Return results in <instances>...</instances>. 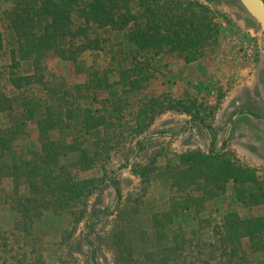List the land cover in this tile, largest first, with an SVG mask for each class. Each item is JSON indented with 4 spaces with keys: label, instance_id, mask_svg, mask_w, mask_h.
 Wrapping results in <instances>:
<instances>
[{
    "label": "trees",
    "instance_id": "obj_1",
    "mask_svg": "<svg viewBox=\"0 0 264 264\" xmlns=\"http://www.w3.org/2000/svg\"><path fill=\"white\" fill-rule=\"evenodd\" d=\"M23 1H16L7 13L8 33L0 24V113L9 121L0 128V187L2 178L11 175L16 190L10 196L1 194L0 209H10L5 222L13 220L18 230L31 229L32 217L40 216L33 215L15 195L23 177L33 186L41 184L45 195H54L53 199H61L63 193L76 195L78 201L82 197V215L88 214L89 201L100 186H113L121 206L125 194L111 174L112 161L119 154L129 161L138 151L132 169L140 179L141 193L135 197L150 203L151 214L155 210L151 215L155 228L150 234L143 229L150 249L143 251L144 258L137 264H155L152 259H162V264H242L241 244L246 236L256 250L264 251V216L243 217L236 208L225 212L221 220L201 215L202 207L226 194L231 182L239 203L264 204V178L255 168L232 161L229 153L216 151L214 139L208 151L170 150L166 144L169 129L161 127L166 126L161 117L190 114L196 121H206L205 114L200 117L202 103L189 94L184 99L146 92L151 80L165 75L159 65L162 54L178 52L187 62L197 61L207 42L218 41L222 27L211 0H40L36 7L30 3L37 4L36 0ZM96 29L123 32L119 48L100 46L103 41L114 48L116 39L102 40L98 31L91 38ZM87 48L96 52L93 64L85 67L79 52ZM48 50L72 62L75 72L86 76L85 82H71L44 64ZM32 121L38 125L41 147L32 149V158L22 161L18 139ZM53 129L59 130L63 145L51 140ZM75 152L82 169H99L97 176L82 180L81 188L70 167L63 166L62 176L56 173L60 158ZM190 186L198 190L197 196L186 195L183 205L174 200ZM170 197L173 201L168 204ZM138 213V208L131 212ZM99 216L94 211L90 215ZM4 219L0 214L2 250L13 239ZM155 238L162 246L154 245Z\"/></svg>",
    "mask_w": 264,
    "mask_h": 264
},
{
    "label": "rangeland",
    "instance_id": "obj_2",
    "mask_svg": "<svg viewBox=\"0 0 264 264\" xmlns=\"http://www.w3.org/2000/svg\"><path fill=\"white\" fill-rule=\"evenodd\" d=\"M16 1L18 4L24 3L23 0H0V19L4 17L0 24L7 33V13L9 15ZM39 1L36 0L37 4L30 3L36 7L40 4ZM210 3L216 12L215 18L222 27L218 41L207 42L204 55L197 61L187 62L178 52L162 54L159 57V65L165 75L151 80L146 92L150 95L167 93L170 97L172 95L174 98L184 99L192 95L202 103L200 117L205 114L206 121H196L190 114L167 113L161 117L160 120L166 125L161 127L169 129L166 144H170V150L182 152L202 148L208 151L214 139L216 151L229 153L232 161L255 168L257 175L264 178V32L258 20L241 0H211ZM95 31L100 33L102 40L116 39L117 46L114 48H111V43L103 41L100 46L104 45L109 50L119 48L123 32L96 29L92 31L94 34L91 38L96 36ZM78 38L80 43L82 36ZM245 42L251 45V53L247 59L244 57ZM48 51L50 53L44 64L67 76L71 82H85L86 76L76 73L72 62L60 59L55 50ZM95 52L92 48L79 52L87 63L85 67L93 64ZM100 52L105 54L103 50ZM2 60L7 63L5 58ZM8 125V119L0 113V128ZM37 126V123L32 121L27 133L18 139V157L22 161L32 158V149L40 150ZM158 128L155 127L156 130ZM156 134L155 136H158ZM51 140L61 142L62 137L59 136L58 129L52 130ZM137 153L138 151H135L129 161L121 154L116 155L112 161L114 171L111 174L120 181L122 194H125L121 206L113 186H100L97 194L89 201L87 215H82V197L78 201L75 199L76 195L63 193L61 199H53L54 195H45L41 184L33 186L23 177L20 180L19 192L15 195L25 201L23 206L30 209L33 215L40 216L32 217L34 224L31 229H26L25 226L18 230L13 226V220L5 222L9 219L10 209L7 206L0 209V214L5 218L4 225L9 230V235L13 236L6 250L0 249V264H137L138 260H142L143 251L150 249L143 229H147L149 234L154 232L151 230L155 228L151 215L155 210L151 214L150 203L143 204L135 197L141 193L140 179L132 169ZM78 156L75 152L60 158L56 173L62 176L65 172L63 166L70 167L71 173L79 179L78 188H81L82 180L97 176L99 169H82ZM10 160L14 162L11 152ZM1 183L0 201H3L1 197L16 192L15 180L13 176L6 175ZM131 192H135V195ZM197 192L198 190L190 186L181 192L184 196H179L180 199L173 197L183 205L186 195L192 198L193 195L197 196ZM171 197L168 204L173 201ZM190 202L193 203V199ZM132 203L136 205L132 206ZM160 203L161 198L156 204L157 209ZM135 208H138L140 213L132 215L131 212ZM233 208L238 209L243 217L264 216V204H251L246 201L239 203L236 200L233 182L228 185L226 194L208 201L202 207L201 215L204 219L215 216L221 220L225 212ZM93 211L100 216L90 217ZM117 219L121 222H117ZM175 232L179 234L178 230ZM20 233L21 238L18 235ZM17 236L20 240L14 243ZM160 241L155 238L154 245L162 246ZM33 248L35 252L32 253ZM241 248L244 257L242 264H264V251L256 250L250 237L242 238ZM22 252L26 254L19 255V261L12 258ZM152 260L155 264H162V259Z\"/></svg>",
    "mask_w": 264,
    "mask_h": 264
},
{
    "label": "water",
    "instance_id": "obj_3",
    "mask_svg": "<svg viewBox=\"0 0 264 264\" xmlns=\"http://www.w3.org/2000/svg\"><path fill=\"white\" fill-rule=\"evenodd\" d=\"M248 11L260 23L264 32V0H241Z\"/></svg>",
    "mask_w": 264,
    "mask_h": 264
},
{
    "label": "built area",
    "instance_id": "obj_4",
    "mask_svg": "<svg viewBox=\"0 0 264 264\" xmlns=\"http://www.w3.org/2000/svg\"><path fill=\"white\" fill-rule=\"evenodd\" d=\"M251 53V45L245 44L244 45V57L247 59Z\"/></svg>",
    "mask_w": 264,
    "mask_h": 264
},
{
    "label": "crops",
    "instance_id": "obj_5",
    "mask_svg": "<svg viewBox=\"0 0 264 264\" xmlns=\"http://www.w3.org/2000/svg\"><path fill=\"white\" fill-rule=\"evenodd\" d=\"M247 42H250V41H247ZM246 44V42L244 43V45Z\"/></svg>",
    "mask_w": 264,
    "mask_h": 264
}]
</instances>
